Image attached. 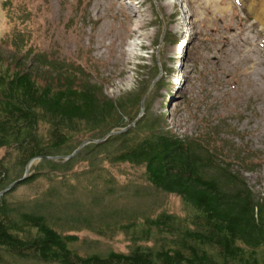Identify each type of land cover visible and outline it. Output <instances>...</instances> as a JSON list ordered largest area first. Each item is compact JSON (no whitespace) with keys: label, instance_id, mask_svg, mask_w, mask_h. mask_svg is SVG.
<instances>
[{"label":"trees","instance_id":"16d2710c","mask_svg":"<svg viewBox=\"0 0 264 264\" xmlns=\"http://www.w3.org/2000/svg\"><path fill=\"white\" fill-rule=\"evenodd\" d=\"M3 6L11 9V0ZM7 16L14 21L11 11ZM146 94L109 98L80 63L37 53L25 31L0 42V193L43 158L0 197V264L7 257L43 264H264V197L244 177L254 172L252 160L226 147L223 124L193 137L175 134L163 114L151 112ZM130 126L67 163L46 159ZM123 166L142 169L144 183L179 198L183 213L113 208L123 198L144 197L133 182L118 187L113 169ZM44 182L33 199L11 198L19 187ZM88 230L103 237L121 232L131 248L81 255L77 234Z\"/></svg>","mask_w":264,"mask_h":264},{"label":"rangeland","instance_id":"374dc122","mask_svg":"<svg viewBox=\"0 0 264 264\" xmlns=\"http://www.w3.org/2000/svg\"><path fill=\"white\" fill-rule=\"evenodd\" d=\"M4 1L0 42L16 30L30 33L37 53L80 63L113 100L147 92L151 112L163 114L181 137L210 133L223 124L219 132L226 147L252 160L254 172L244 177L264 197V0H11V9ZM10 11L13 22L7 19ZM166 32L176 41L165 38ZM143 106L144 101L141 112ZM142 172L130 166L113 169L119 188L133 182L144 197L111 206L132 214L138 209L146 215H181L182 201L147 186ZM46 186L19 187L11 198L28 201ZM77 236L74 247L81 255L131 248L121 232L103 237L88 230Z\"/></svg>","mask_w":264,"mask_h":264},{"label":"water","instance_id":"95a60500","mask_svg":"<svg viewBox=\"0 0 264 264\" xmlns=\"http://www.w3.org/2000/svg\"><path fill=\"white\" fill-rule=\"evenodd\" d=\"M143 111H144V106L142 107V112H141V115L143 114ZM133 126V125H132ZM130 127H127L125 129H121L119 131H112L110 134H108L106 137H104L103 139H100V140H89V141H85L83 142L71 155L69 156H66V157H48L46 158L47 160H50V161H53L55 163H67L71 160H73L77 154L86 146H89V145H99V144H102L104 142H106L110 137L112 136H116L118 134H121L123 132H126ZM43 158H38V159H33L26 167V170H25V174H24V177L22 180H19L15 183H13L10 187H8L4 192L0 193V197L7 191H10L13 187L17 186L21 181H23L24 179H26L28 176H30V170L32 168V166L35 164V163H39L40 161H42Z\"/></svg>","mask_w":264,"mask_h":264}]
</instances>
